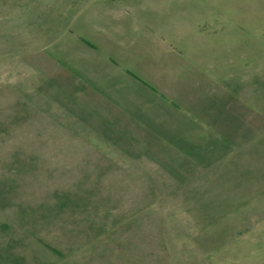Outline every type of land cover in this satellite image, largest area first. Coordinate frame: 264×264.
<instances>
[{"label":"rangeland","instance_id":"rangeland-1","mask_svg":"<svg viewBox=\"0 0 264 264\" xmlns=\"http://www.w3.org/2000/svg\"><path fill=\"white\" fill-rule=\"evenodd\" d=\"M139 43L165 140L84 75ZM0 264H264V0H0Z\"/></svg>","mask_w":264,"mask_h":264},{"label":"crops","instance_id":"crops-1","mask_svg":"<svg viewBox=\"0 0 264 264\" xmlns=\"http://www.w3.org/2000/svg\"><path fill=\"white\" fill-rule=\"evenodd\" d=\"M130 46L105 45L107 54L104 55V61L114 69L112 75L102 72L103 76H98L94 69L90 70L92 73L89 71L88 73L82 71V73H85L84 75L90 81V85L97 90L96 92L94 90L95 94L97 93V96L102 97L105 102L107 101L110 104L106 107L115 109L120 115L121 120L117 119L120 127L119 132L125 133L127 131L132 135L140 131L148 132L151 133L152 137L165 140L167 134L177 133L180 130L178 125L176 126L171 120L170 115L179 114L183 123L185 121L183 117L185 114L183 113L185 112L179 111L178 93L171 92L172 95L167 94L157 76L170 72L169 68L179 64L182 52L179 49L170 47L166 49V55H164V52H162L164 50L159 48L151 50L145 43ZM90 47L92 48V46ZM120 49H123V51H120ZM170 56L175 59L170 60ZM121 57L128 59H121ZM172 72L176 73V71ZM105 76H107L106 79ZM209 96L213 100L215 95ZM197 107L201 112L198 113L203 115L204 112L200 106ZM106 113L109 115V112L106 111ZM201 115L200 117H202ZM109 123L112 124L108 121L107 124ZM119 124L128 126V128H123L125 129L123 131ZM135 127L139 128L135 129ZM132 135H128L129 140L136 139ZM172 138L176 139L177 136L175 135Z\"/></svg>","mask_w":264,"mask_h":264}]
</instances>
